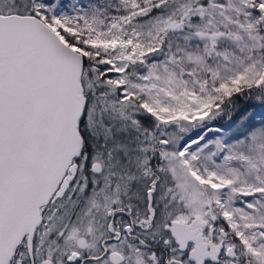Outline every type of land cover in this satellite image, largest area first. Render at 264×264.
<instances>
[{
	"label": "snow or ice",
	"instance_id": "obj_1",
	"mask_svg": "<svg viewBox=\"0 0 264 264\" xmlns=\"http://www.w3.org/2000/svg\"><path fill=\"white\" fill-rule=\"evenodd\" d=\"M242 96L264 0H0V264H264Z\"/></svg>",
	"mask_w": 264,
	"mask_h": 264
},
{
	"label": "trees",
	"instance_id": "obj_2",
	"mask_svg": "<svg viewBox=\"0 0 264 264\" xmlns=\"http://www.w3.org/2000/svg\"><path fill=\"white\" fill-rule=\"evenodd\" d=\"M240 103H242V104H249L248 106L250 107V108H254V107H259L260 105H262V104H260L258 101H256V100H249L248 98H246V97H240ZM220 123H223V124H225L226 123V119L225 120H222V121H219Z\"/></svg>",
	"mask_w": 264,
	"mask_h": 264
},
{
	"label": "rangeland",
	"instance_id": "obj_3",
	"mask_svg": "<svg viewBox=\"0 0 264 264\" xmlns=\"http://www.w3.org/2000/svg\"><path fill=\"white\" fill-rule=\"evenodd\" d=\"M253 109L256 110V111H264V104L260 105L259 107H254ZM259 119H260V118L258 117V118H257V121H258V122H259ZM217 126L227 127V122H226L225 124H223V123H220V122L218 121V122H217ZM224 131H227V132L229 133L230 136L233 135V131H232V129H230V128H226V129H224ZM235 135L239 136L240 133H235Z\"/></svg>",
	"mask_w": 264,
	"mask_h": 264
}]
</instances>
